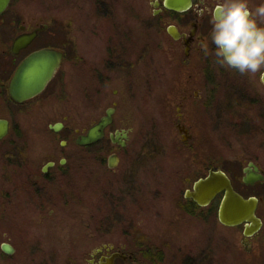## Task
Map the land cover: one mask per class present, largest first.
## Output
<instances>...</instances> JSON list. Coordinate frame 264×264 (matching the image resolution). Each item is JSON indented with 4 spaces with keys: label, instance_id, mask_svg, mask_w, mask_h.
Wrapping results in <instances>:
<instances>
[{
    "label": "flooded vegetation",
    "instance_id": "af4514ba",
    "mask_svg": "<svg viewBox=\"0 0 264 264\" xmlns=\"http://www.w3.org/2000/svg\"><path fill=\"white\" fill-rule=\"evenodd\" d=\"M87 1L93 6L99 4L102 11L99 16H95V12L89 14L90 18L115 20L113 18L117 14L112 1ZM18 2L19 0H11L0 15V101L6 103L9 111L16 106H28L26 113L42 116L52 134L58 136L60 132L67 130L72 135L73 141H60L62 150L68 148L67 155H64V152L60 154L52 146L50 150L46 147L43 151H39L36 158L27 157V153H20L18 156L16 149L19 147L1 152L5 156L1 173L3 211L15 201L16 194L19 199H23L29 219H33L35 211L39 213L38 217L41 220L45 217L43 212L48 207L49 214L53 215L64 203V205L79 203V197L86 191L82 189L81 193L79 183L81 180L85 182V178H80L77 173L85 169L86 164L88 169L86 181L91 187L88 192L94 198L97 195L104 201L108 214L107 218L99 222V227L104 228L102 231L112 226L124 229L139 227L140 222L137 220L144 203L142 183L136 169L132 167L122 169L121 166L125 158H129L130 164L133 165L137 164L138 159L141 161V158L123 155L130 154V148L132 153L134 146L140 145V142L134 141L132 136L142 131L144 127L140 102L150 95L159 94L160 107L157 104L159 112L154 118L147 119L148 122L157 131H162L166 126L172 129L177 139L174 143L179 144L180 149H184L189 159L194 149L197 148L198 151L201 146L211 145L213 141L209 139L207 132L218 131L225 123L234 131L247 129L254 135L256 133L259 143L264 145V83L259 81V73H241L235 68L217 62L215 45L211 41V19L213 13L219 10V1L191 0L189 3L188 0L184 3L174 1L173 7H169L167 0H146L148 18L145 19L144 0H134L136 12L132 19L139 26H146L165 34L163 49L169 57L171 72L168 83L163 85L161 93L159 86L155 84L148 82V85H144L143 52L138 45L134 46L136 49L134 51L133 45L129 44L132 39H127V35L125 39L114 35L109 40L103 58L89 66L87 81H82L81 84L77 82L72 91L68 92L65 88L69 74L65 67L68 62V48L63 41L65 28L58 23L53 25L41 16L32 15L30 11L23 10ZM85 5L83 3V6ZM23 35H33V38L25 47L16 48L14 46L16 39ZM205 42L209 44V54H206L203 48ZM156 45L158 46V43ZM45 49L61 53L63 57L61 65L40 93L24 103H16L10 91V83L16 70L26 58ZM78 53L76 49V54ZM77 59L80 60L79 56ZM75 64L76 70L73 74L76 81L81 77V73L78 69L79 63ZM147 90L150 92L147 93ZM71 96L76 99L77 107L80 96L87 100V120L83 122L79 119L75 120L73 126L69 127L66 123L68 117L63 116L61 103L65 97L69 99ZM109 112L112 119L104 130V136L91 144H80L81 137L98 125ZM0 119L9 122V132L0 140V144H3L13 130V124L9 115H2ZM83 119L84 117L81 118ZM58 124H61V127L55 130ZM196 157L201 156H193L194 165H202L198 170L196 181L205 178L211 171L220 170L216 166L217 159L209 156L197 160ZM250 163L258 167V171L253 172L264 177V167L261 166L259 158L250 160L246 167ZM98 165L104 167L109 174L108 180L106 178L107 184L112 186L119 184L124 187L96 190ZM245 168L240 184L248 191L240 189L236 177L226 173L239 194L245 198L258 200L256 215L262 220L263 225L254 234L256 235L264 226V179L246 184L243 181ZM119 170L123 171L118 172ZM187 180L190 182L191 178L186 177ZM194 183L190 190H193ZM186 192L187 189L183 195L186 205L188 201L190 206L196 209L212 207L219 220V206L223 193L209 205L201 206L194 199L187 198ZM220 224L223 225L221 222ZM240 226L244 229L245 224L233 227ZM130 234L134 235L132 232ZM138 234L134 238H137ZM123 235L127 236V233ZM253 236L246 238L243 233L241 245L247 252L254 250L255 245L251 239ZM4 244L13 247L10 237L3 238L1 246ZM165 256L163 248L158 245L155 250L149 246L145 251L142 246L131 240L119 243L105 239L92 248L87 259L89 264H149L148 261L160 260ZM197 261L191 256L187 257V264H198Z\"/></svg>",
    "mask_w": 264,
    "mask_h": 264
},
{
    "label": "rangeland",
    "instance_id": "374dc122",
    "mask_svg": "<svg viewBox=\"0 0 264 264\" xmlns=\"http://www.w3.org/2000/svg\"><path fill=\"white\" fill-rule=\"evenodd\" d=\"M110 1L117 14L112 21L90 18L89 14L95 12V16H99L102 11L99 4L93 6L88 4L87 0H19L18 3L23 10L30 11L32 15L41 16L53 25L58 23L65 28L63 41L68 48V62L65 67L69 71L65 88L68 92L72 91L77 82L81 84L82 81H87L89 66L103 58L109 40L114 35L124 39L127 35V39H132L129 44L133 45L134 51L138 45L143 52L141 53L144 85H148V82L155 84L159 86L161 93L163 85L168 83L171 72L169 57L163 49L165 34L146 26H139L132 19L136 12L134 0ZM83 3L88 5L83 6ZM258 3L259 0H250L253 7ZM146 7L144 0L145 19L148 18ZM78 56L80 60L77 59ZM77 62L81 77L75 81L73 73ZM66 97L61 106L63 116L68 117L67 126L72 127L74 121L78 119L80 122L87 120V100L80 96L77 107L73 96L69 99ZM159 97V94L150 95L139 103L144 127L132 137L134 141H139L140 145H135L132 153L130 148V154L123 155L141 158V161L138 159L137 164L133 165L130 164L129 158H125L121 166L122 169L125 167L136 169L142 183L144 203L137 220L140 226L134 229L112 226L106 231L99 227V222L108 217L105 203L97 195L94 198L88 192L91 187L86 181L88 173L86 164L85 169L77 173L80 178H85V182L81 180L79 183L81 193L82 189L86 191L79 197V203L74 205L64 203L53 215L49 214L48 207L43 212L45 217L41 220L38 217L39 213L35 211L33 219H29L23 199H19L16 194L15 201L3 211L1 173L5 156L1 152L19 147L16 149L17 155L27 153V157L36 158L39 151L46 147L50 150L52 146L60 154L64 152V155H67L68 148L62 150L60 141L71 142L73 138L67 130L60 132L58 136L52 134L42 116L26 113L28 106H16L9 111L6 103L0 101V117L9 115L13 124V130L6 138V142L0 144V264H89L88 254L94 246L105 239L119 243L131 240L142 246L145 251L149 246L154 250L156 245L162 247L166 253L165 258L148 261L149 264H187L188 256L197 259L198 264H264V226L251 238L255 245L254 250L247 252L241 245L243 227L223 226L212 207L196 209L190 206L188 201L186 205L183 200L184 191L191 189L197 179L198 170L202 167L194 165L193 156L202 158L211 156L217 159L216 166L234 175L238 187L248 191L240 184L243 169L255 157L259 158L261 166L264 167V145L259 143L256 133L254 135L247 129L234 131L225 123L218 131H208L209 139L213 141L211 145L201 146L198 151L197 148L194 149L189 159L184 149H180V145L174 143L177 139L172 129L165 125V129L157 131L147 120L154 118L159 112L157 107L160 103ZM11 142L13 145L8 144ZM97 168L96 190L124 187L119 184L114 186L107 184L109 174L101 165ZM121 171L123 170L118 172ZM186 177L191 178V181H186ZM63 198L66 199L65 196ZM125 232L127 236L123 235ZM131 232L134 233L133 236ZM137 234L138 237L134 238ZM7 237H10V243L15 248L12 255L5 254L1 249L3 238Z\"/></svg>",
    "mask_w": 264,
    "mask_h": 264
},
{
    "label": "water",
    "instance_id": "95a60500",
    "mask_svg": "<svg viewBox=\"0 0 264 264\" xmlns=\"http://www.w3.org/2000/svg\"><path fill=\"white\" fill-rule=\"evenodd\" d=\"M10 1L0 0V15L6 10ZM174 1H182L184 3L187 0H167V6L173 7ZM190 1L188 0V3ZM32 38L33 35L20 36L16 39L14 46L16 48L25 47ZM62 60V54L51 49L41 50L26 58L19 65L10 83V91L14 101L16 103H24L40 93L51 80ZM111 119V113L109 112L98 125L81 137L79 140L80 144L88 145L101 139ZM60 127L61 124H58L55 130H59ZM8 132L9 122L5 119H0V140ZM253 171L257 172L258 167L250 163L244 170L243 181L246 184H252L255 181L264 179L261 174ZM221 193H223V197L218 214L220 222L228 227L244 223L243 233L246 238L257 233L263 225L262 220L256 215L258 200L256 198H245L239 194L234 189L226 172L222 170L211 171L205 178H201L194 183L193 190H187L186 197L194 199L201 206H207ZM2 250L6 254L14 253V248L9 244H4Z\"/></svg>",
    "mask_w": 264,
    "mask_h": 264
},
{
    "label": "clouds",
    "instance_id": "9594fccd",
    "mask_svg": "<svg viewBox=\"0 0 264 264\" xmlns=\"http://www.w3.org/2000/svg\"><path fill=\"white\" fill-rule=\"evenodd\" d=\"M212 15L211 41L217 62L241 73H259L264 83V0H219ZM203 48L209 54V44Z\"/></svg>",
    "mask_w": 264,
    "mask_h": 264
}]
</instances>
